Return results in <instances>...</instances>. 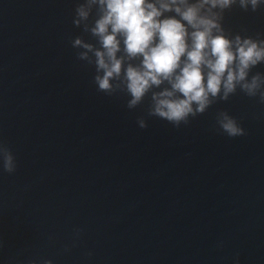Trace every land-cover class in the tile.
<instances>
[{
	"label": "clouds",
	"instance_id": "9594fccd",
	"mask_svg": "<svg viewBox=\"0 0 264 264\" xmlns=\"http://www.w3.org/2000/svg\"><path fill=\"white\" fill-rule=\"evenodd\" d=\"M264 0H239L240 7L255 11ZM235 0H83L77 3L73 24L96 41L83 36L71 43L77 58L95 67L99 92L125 93L128 109L141 105L150 94L149 117L179 128L204 114L217 100L227 101L241 92L264 103V74L249 75L264 64V41L224 34L221 15ZM93 13L95 14L93 17ZM165 13H173L165 15ZM191 29V31H189ZM141 129L146 119L137 120ZM219 130L230 138L244 136L238 121L222 111ZM0 168L17 170L11 148L0 142ZM79 236L81 229L74 230ZM28 264H37L36 260ZM40 264H53L42 259Z\"/></svg>",
	"mask_w": 264,
	"mask_h": 264
}]
</instances>
